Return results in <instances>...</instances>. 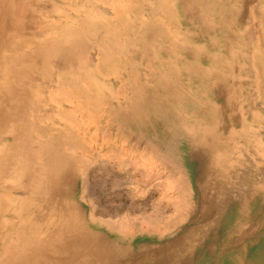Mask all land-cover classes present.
I'll list each match as a JSON object with an SVG mask.
<instances>
[{"label": "rangeland", "instance_id": "1", "mask_svg": "<svg viewBox=\"0 0 264 264\" xmlns=\"http://www.w3.org/2000/svg\"><path fill=\"white\" fill-rule=\"evenodd\" d=\"M263 33L264 0H0V264H264Z\"/></svg>", "mask_w": 264, "mask_h": 264}, {"label": "bare ground", "instance_id": "2", "mask_svg": "<svg viewBox=\"0 0 264 264\" xmlns=\"http://www.w3.org/2000/svg\"><path fill=\"white\" fill-rule=\"evenodd\" d=\"M84 1V0H83ZM252 1V0H251ZM252 3V2H251ZM79 4V3H78ZM125 5V4H124ZM250 5V4H249ZM89 7V6H88ZM249 7V6H248ZM251 7V6H250ZM261 7V6H260ZM259 7V8H260ZM112 8V7H111ZM144 8V7H143ZM159 8H160V10L162 11H164V12H166L167 13V9H168V6L166 5V4H160L159 5ZM93 9V8H92ZM112 10V9H111ZM249 10H250V8H249ZM72 12V11H71ZM114 12V11H113ZM119 11H117V12H114V14L115 13H118ZM124 12V11H123ZM251 12V11H250ZM104 13V12H103ZM55 14H56V12H55ZM91 14V13H90ZM65 15V14H64ZM63 15V16H64ZM156 15V14H155ZM120 18H121V22H122V24L127 28V26L126 25H128V23L130 22L129 21V18L128 17H126V15H120L119 16ZM143 17V16H142ZM146 17V16H145ZM67 18V17H66ZM127 19V20H126ZM257 19V18H256ZM107 20V19H106ZM100 21V22H99ZM127 21H128V23H127ZM253 21L254 20H252V23H253ZM68 23V22H67ZM131 26V25H130ZM257 26V25H256ZM70 27H68L65 31L67 32V33H69V29ZM135 28V27H134ZM134 28H132V26L130 27V29H134ZM81 29V30H80ZM80 29H79V31L77 30V29H75L74 30V32H79L81 35L85 32L86 33V35H88V33L90 34V36L92 37L93 36V32H95V31H97V30H103V34H104V37H105V39L107 40V42H105V44H96V46H97V50H98V57H99V61H100V63H104V62H106L107 61V59H109L116 51H118L119 50V48H120V43L118 42L119 41V37H118V35H119V31H117L113 26H112V24H111V22H107V21H101V20H98V22L97 21H94V22H91V21H85V20H82V23H81V27H80ZM255 30V29H254ZM72 32H73V29H72ZM256 34V33H255ZM264 34V33H263ZM262 34V35H263ZM256 36V35H255ZM98 37V36H97ZM256 38H257V36H256ZM258 42V41H257ZM194 44V43H193ZM186 45V44H185ZM199 46V45H198ZM195 48V47H194ZM197 48V47H196ZM96 49V48H95ZM199 49V48H198ZM132 50V49H131ZM121 55V54H120ZM122 56V55H121ZM252 57V56H251ZM96 58V57H95ZM97 60V59H96ZM149 62V61H148ZM252 63H253V61H252ZM208 65V64H207ZM124 66V65H123ZM262 66V65H261ZM260 66V67H261ZM95 68V67H94ZM98 69V68H97ZM96 69V70H97ZM261 69V68H260ZM152 71V70H151ZM154 71V70H153ZM152 71V72H153ZM205 71V70H204ZM203 71V72H204ZM261 72V71H260ZM101 74V73H100ZM110 74V73H109ZM105 75V74H104ZM90 76V75H89ZM87 78V77H86ZM156 78H158L157 80L160 82L161 81V79H160V76H159V74L157 75V73H156ZM255 78H257V77H255ZM91 79V78H90ZM94 79V78H93ZM95 80V79H94ZM257 81V80H256ZM91 82H93V81H91ZM90 82V83H91ZM95 82H96V80H95ZM80 83V82H79ZM88 84V83H87ZM261 84V83H260ZM94 85V84H93ZM257 86V85H256ZM81 87V86H80ZM94 87V86H93ZM85 88V87H84ZM260 90V89H259ZM99 91V90H98ZM66 96H64V98H65ZM68 97V96H67ZM80 97V96H79ZM84 98V97H83ZM74 99V98H73ZM85 101H88L89 103H94L95 105L97 104V103H99V102H101L100 101V99H99V94H93V96L92 97H86L85 96ZM54 100V99H53ZM75 100V99H74ZM79 100V99H78ZM104 100V99H103ZM52 101V100H51ZM64 101V100H63ZM62 101V102H63ZM65 102H66V100H65ZM77 102V101H76ZM105 102V101H104ZM68 103H70V102H68ZM78 104V103H77ZM87 109H88V107H86ZM90 109V108H89ZM98 111V110H97ZM91 161H92V159H91ZM90 161V162H91ZM100 162V161H99ZM101 164V163H100ZM113 166V165H112ZM115 166V165H114ZM116 167V166H115ZM101 171H103V170H101ZM106 171V170H105ZM101 174H103V172L101 173ZM105 175V174H104ZM107 175V174H106ZM12 179V178H11ZM17 179V178H16ZM80 179V178H79ZM6 180H8V179H6ZM13 180V179H12ZM14 180H15V178H14ZM13 180V181H14ZM80 180H82V179H80ZM80 183V182H79ZM128 203V202H127ZM133 205V204H132ZM160 215V214H159ZM147 216V215H146ZM152 216V215H151ZM148 217H150V215L148 216ZM148 217H146V218H148ZM110 228H119V226L120 227H122L123 225L122 224H118V225H116V224H114V223H109V225H108ZM8 248H6V250H7ZM5 250V249H4ZM6 251H4V253H5ZM47 262V261H46ZM240 264H242V263H240Z\"/></svg>", "mask_w": 264, "mask_h": 264}]
</instances>
